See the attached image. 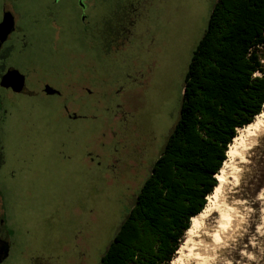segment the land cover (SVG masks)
Wrapping results in <instances>:
<instances>
[{
    "label": "rangeland",
    "instance_id": "1",
    "mask_svg": "<svg viewBox=\"0 0 264 264\" xmlns=\"http://www.w3.org/2000/svg\"><path fill=\"white\" fill-rule=\"evenodd\" d=\"M57 1L0 0V21L15 19L0 76L16 71L28 91L0 81L1 264H100L179 119L216 2L97 0L84 24L55 17ZM246 161L224 194L235 220L207 264H264V142Z\"/></svg>",
    "mask_w": 264,
    "mask_h": 264
},
{
    "label": "trees",
    "instance_id": "2",
    "mask_svg": "<svg viewBox=\"0 0 264 264\" xmlns=\"http://www.w3.org/2000/svg\"><path fill=\"white\" fill-rule=\"evenodd\" d=\"M263 105L264 0H216L179 119L100 264H170L218 185L228 146Z\"/></svg>",
    "mask_w": 264,
    "mask_h": 264
},
{
    "label": "bare ground",
    "instance_id": "3",
    "mask_svg": "<svg viewBox=\"0 0 264 264\" xmlns=\"http://www.w3.org/2000/svg\"><path fill=\"white\" fill-rule=\"evenodd\" d=\"M263 136L264 105L261 113L256 115L250 124L238 129L237 135L228 146L227 158L215 176L219 184L207 196L204 209L191 218L183 242L170 264H207L213 257L217 246L223 242L224 234L235 220L234 208L224 199L226 188L240 186L243 177L240 176L242 164L247 162L246 155L258 146ZM215 213L216 226L213 229H206L204 227L206 221Z\"/></svg>",
    "mask_w": 264,
    "mask_h": 264
},
{
    "label": "flooded vegetation",
    "instance_id": "4",
    "mask_svg": "<svg viewBox=\"0 0 264 264\" xmlns=\"http://www.w3.org/2000/svg\"><path fill=\"white\" fill-rule=\"evenodd\" d=\"M58 1H60V3H57V4H60L61 6L58 7V8L56 7L57 9L52 12V14L55 17L60 16V15H65L66 17L68 16L70 19H72L75 16L76 19L77 18L81 19L84 22V24H86L87 18H91L92 15L96 14V11L99 10V6L97 4V0H58ZM101 2L103 4H105L106 2H108V0H101ZM109 2H110V0H109ZM102 3H101V5H102ZM3 17L1 18L0 23L2 22ZM6 41L2 44V46L0 48V55H2L3 53L5 54V52L3 50V46L6 43ZM9 72L12 73V74L14 73L13 70H9V71L6 70L5 73H3L0 76L1 77L0 81L1 82H2L3 79H5V76ZM22 79H24V78H22ZM17 83L14 86L17 87L18 86ZM4 84H6V83L4 82ZM24 84H25V82H24ZM2 85H3V82H2ZM5 88L7 90H10V91L11 90L15 91L16 94H26V93H28L27 89L25 90V92H21V91L14 90V88H12V87H5ZM25 88H26V85H25ZM65 109L67 110L66 107H65ZM3 113L4 112L0 108V131H1L2 126L5 124V120H4L5 116L3 115ZM68 115H69L70 118H74L75 117V115H71V114H68ZM2 223H3V220H0V226H1Z\"/></svg>",
    "mask_w": 264,
    "mask_h": 264
},
{
    "label": "water",
    "instance_id": "5",
    "mask_svg": "<svg viewBox=\"0 0 264 264\" xmlns=\"http://www.w3.org/2000/svg\"><path fill=\"white\" fill-rule=\"evenodd\" d=\"M15 28V19L14 16L6 11L3 17L2 22L0 23V48L2 44L8 39L9 35L14 31ZM14 73H8L5 76V79L2 80L3 86L5 87H12L16 91L25 92V84L24 80L18 75L16 71ZM17 74V75H16ZM4 82L6 84H4ZM18 82V83H17ZM18 86H14L15 84ZM45 92L49 95L56 94L57 92L51 88H46ZM9 254V244L7 241L2 240L0 237V264L8 257Z\"/></svg>",
    "mask_w": 264,
    "mask_h": 264
}]
</instances>
